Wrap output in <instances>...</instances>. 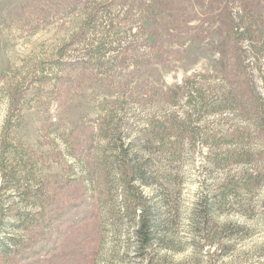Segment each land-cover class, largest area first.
<instances>
[{"label": "trees", "instance_id": "trees-1", "mask_svg": "<svg viewBox=\"0 0 264 264\" xmlns=\"http://www.w3.org/2000/svg\"><path fill=\"white\" fill-rule=\"evenodd\" d=\"M255 1L241 0L238 7L233 0L218 10L215 18L222 33L214 72H193L167 88L160 70L170 71L179 59L176 39L194 16L189 0H36L33 11L41 16L39 22L49 19L62 30L74 19L76 27L48 59L34 62L30 83L37 89L63 88L67 94L85 87L104 92L95 134L103 154L90 157L87 148L75 152L67 142L65 149L81 168L94 169V180L116 179L122 208L136 218L137 248L147 247L156 229L144 190L158 181L151 170L158 165L156 156L165 140V153L172 159L184 143L192 148L197 141L208 151L203 166L224 169L214 192L199 183L197 204L209 203L210 208L204 206L207 216L221 211L219 204L243 218L255 212L254 198L264 187V5ZM15 86L8 92L0 136V264H48L38 258L39 250L20 246L14 234L31 223L15 198L24 207L37 198L29 186L31 170L19 153L12 152V160L5 163L12 111L24 91ZM182 100L191 110L177 111ZM153 102L161 106V121L150 128L139 126ZM209 116L222 126L212 134L203 126ZM192 122L196 134L188 131ZM91 133L90 144L94 129Z\"/></svg>", "mask_w": 264, "mask_h": 264}, {"label": "rangeland", "instance_id": "rangeland-1", "mask_svg": "<svg viewBox=\"0 0 264 264\" xmlns=\"http://www.w3.org/2000/svg\"><path fill=\"white\" fill-rule=\"evenodd\" d=\"M189 1L194 16L176 39L179 59L170 71L160 70L167 88L193 72L217 69L222 32L216 18L219 9L233 2ZM237 1L239 7L241 0ZM258 4L263 7L264 0ZM36 5V0H0V136L9 89L17 85L24 90L12 111L10 151L4 158L8 163L12 152L19 153L31 170L29 186L37 195L27 207L15 198L31 220L26 231L14 233L20 246L39 250L38 258L48 264H264V187L254 198L255 212L250 217L231 215L221 204L217 205L221 211L207 216L204 206L210 208L209 203L197 204L199 183L204 184L203 190L214 192L225 172L203 166L208 151L197 141L192 148L184 143L173 159L165 153L167 140L158 151V165L151 170L158 181L144 190L153 206L156 229L147 247L137 248L136 218L122 208L116 179L94 180V169L81 168L65 149L67 142L75 152L87 148L90 157L103 154L95 134L104 92L85 87L72 91L73 95L63 88L37 89L30 83L34 62L48 59L76 27L71 16L62 30H56L49 19L39 22L41 16L33 11ZM160 108L156 102L148 105L139 126L150 128L152 122H160ZM176 109L191 107L182 100ZM215 118L204 121L207 134L222 128ZM196 126L189 125L190 134L197 133ZM217 134V146L222 148L221 134Z\"/></svg>", "mask_w": 264, "mask_h": 264}]
</instances>
